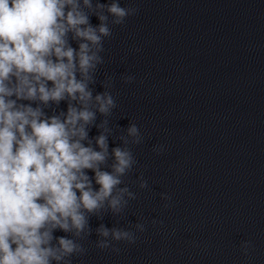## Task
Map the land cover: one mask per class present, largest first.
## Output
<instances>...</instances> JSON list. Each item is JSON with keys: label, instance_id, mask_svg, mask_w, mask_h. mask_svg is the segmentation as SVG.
I'll list each match as a JSON object with an SVG mask.
<instances>
[{"label": "water", "instance_id": "obj_1", "mask_svg": "<svg viewBox=\"0 0 264 264\" xmlns=\"http://www.w3.org/2000/svg\"><path fill=\"white\" fill-rule=\"evenodd\" d=\"M120 3L139 11L113 26L93 87L111 77L114 134L132 122L143 136L126 178L137 198L121 217L91 219L73 264H264V0ZM100 223L145 230L101 250Z\"/></svg>", "mask_w": 264, "mask_h": 264}, {"label": "clouds", "instance_id": "obj_2", "mask_svg": "<svg viewBox=\"0 0 264 264\" xmlns=\"http://www.w3.org/2000/svg\"><path fill=\"white\" fill-rule=\"evenodd\" d=\"M138 11L120 0H0V264H73L91 219L121 217L137 198L126 178L143 136L132 122L115 135L111 77L104 91L93 86L113 26ZM137 182L148 187L142 174ZM132 227L100 223L95 246L119 252L114 242L134 244L145 230Z\"/></svg>", "mask_w": 264, "mask_h": 264}]
</instances>
